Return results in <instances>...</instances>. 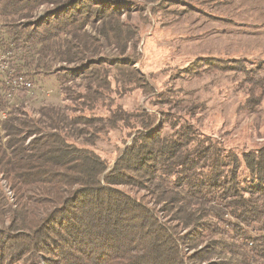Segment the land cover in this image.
Returning <instances> with one entry per match:
<instances>
[{
    "label": "trees",
    "instance_id": "obj_1",
    "mask_svg": "<svg viewBox=\"0 0 264 264\" xmlns=\"http://www.w3.org/2000/svg\"><path fill=\"white\" fill-rule=\"evenodd\" d=\"M96 1L0 0L10 68L34 83L53 78L64 96L99 55V35L112 44L133 37L120 21L123 6ZM45 3L52 8L37 16ZM98 22L96 36L86 26ZM1 86L9 89L3 75ZM0 101L8 112L7 96ZM23 103L9 104L0 119V264H41V255L46 264H264V154L247 159L256 184L242 193L237 156L188 123L163 134L158 115L143 113L136 141L108 169L68 142L65 105H44L36 118ZM141 181L149 201L119 188Z\"/></svg>",
    "mask_w": 264,
    "mask_h": 264
},
{
    "label": "rangeland",
    "instance_id": "obj_2",
    "mask_svg": "<svg viewBox=\"0 0 264 264\" xmlns=\"http://www.w3.org/2000/svg\"><path fill=\"white\" fill-rule=\"evenodd\" d=\"M240 1L194 0L193 9L182 8L183 1L112 0L126 9L120 21L131 26L124 29L133 37L112 44L98 34L100 22L97 27L86 26L99 35L103 46L91 67L66 84L68 98L46 76L13 96L1 86L0 96H7L8 105L23 101L24 110L36 118L44 105H65L74 130L68 132L72 135L68 142L94 152L108 169L136 141L143 113L158 115L156 127L163 134L188 123L241 160L233 168L242 191L256 184L247 159L258 160L264 154V0ZM52 6L45 3L36 15H44ZM144 184L119 188L149 201L152 196ZM6 192L12 196L11 190ZM45 260L41 255L40 263L46 264Z\"/></svg>",
    "mask_w": 264,
    "mask_h": 264
},
{
    "label": "built area",
    "instance_id": "obj_3",
    "mask_svg": "<svg viewBox=\"0 0 264 264\" xmlns=\"http://www.w3.org/2000/svg\"><path fill=\"white\" fill-rule=\"evenodd\" d=\"M12 59V51L3 46L0 37V75L4 76V79L9 87V96H13L20 90H29L34 87L33 80L29 79L23 73H15L12 68H10ZM3 113L1 112V119H3Z\"/></svg>",
    "mask_w": 264,
    "mask_h": 264
}]
</instances>
